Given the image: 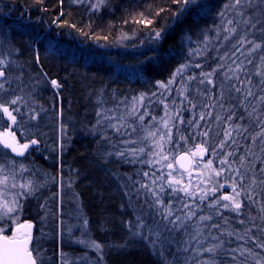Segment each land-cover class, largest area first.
Masks as SVG:
<instances>
[{
  "label": "snow or ice",
  "instance_id": "1",
  "mask_svg": "<svg viewBox=\"0 0 264 264\" xmlns=\"http://www.w3.org/2000/svg\"><path fill=\"white\" fill-rule=\"evenodd\" d=\"M105 3L94 0L91 10H99ZM208 11L206 0H166V6L154 14L148 3L139 18H133L134 23L146 27L154 25L156 18L164 20L159 28L149 30L148 43L156 47L146 60L156 59L160 45L177 29L183 60L167 82H156L157 92L99 101L91 129L93 134L103 133L98 141L107 147L103 162L115 157L121 163L147 166L134 169V176L120 174L124 196L139 207L136 220L123 223L129 228L131 241L146 242L159 257L172 256L163 264H247L249 257L259 256L245 246L247 243L264 250V238L251 232L255 227L264 233V0H226L213 24L199 28ZM189 19L192 26L186 24ZM0 36V47H4L8 37L2 28ZM175 55L170 44L160 58ZM10 56L11 52L0 55V94L16 92L9 78L15 63ZM24 75L21 72L14 78L22 84ZM51 84L61 86L55 79ZM22 99L15 95L5 101L0 96V112L13 124L18 122L17 115H27L29 120L39 115L32 108L23 112L17 106ZM156 104L163 106V116L156 114ZM6 136L11 140H0L4 148L24 156L22 149L28 144L18 147L13 133ZM194 141L198 142L193 145ZM2 159L0 219H12L16 228L11 237L2 235L0 228V264H38V249L29 247L32 225L17 223L15 214L22 209L21 201L34 196L42 185L32 179L18 182L17 177L30 169L6 153ZM217 177L224 178L225 183ZM225 184L231 193L217 196ZM256 206L257 215H252ZM225 213H233L238 219L233 221ZM234 222L241 227H231ZM88 223L84 221L85 226ZM88 243L102 261L104 245L95 240ZM255 264H264V257L257 258Z\"/></svg>",
  "mask_w": 264,
  "mask_h": 264
},
{
  "label": "trees",
  "instance_id": "2",
  "mask_svg": "<svg viewBox=\"0 0 264 264\" xmlns=\"http://www.w3.org/2000/svg\"><path fill=\"white\" fill-rule=\"evenodd\" d=\"M206 2L209 11L200 20L199 28L213 24L217 19L216 12L226 0ZM91 3H72L71 0H63V3L61 0H0V28L8 37L4 41L5 46L0 47V55L11 52L10 59L18 67L16 76L24 72L31 76L37 75L40 79V87L32 89L35 92L36 106L33 104L28 108L23 101L17 106L25 113L30 108L39 113L42 107L44 111V115L39 114L40 117L36 120H29L27 115L23 118L17 115L18 122L13 126L0 112V132L10 129L18 142L37 140L42 147L38 154L32 150L26 159L17 160L30 169L20 177L21 181L32 179L42 185L36 195L21 201L22 209L18 211V215L20 221L35 224L30 248L38 249V264H64L65 260L68 264H163L165 258L171 261L172 256L166 254V257H159L155 250L146 246V242L138 239L131 241L129 228L123 223L136 220L139 207L135 201L130 203L128 197L124 196L125 189L120 186L123 183L120 174L129 172L134 176V169H147V166L121 163L115 157L103 162V153L107 151V147L98 143L103 133L93 134L87 131L88 125L94 120L90 116L91 105L100 94L108 99L113 96L150 94L157 92V81H168L183 60L179 54L180 30L177 29L175 34L164 40L156 59L148 61L145 58L152 56L156 46L137 53L122 49L146 43L150 28L163 25L162 18H156L154 25L148 27L134 23L133 18H139V13L145 11L148 3L152 4L154 14L159 7L166 6V0H106L99 10H91ZM148 18L152 19L153 16ZM125 20L128 22L125 23ZM186 24L192 26V21L189 19ZM195 31L194 28V39ZM125 36L128 38H122ZM0 40H3V36H0ZM170 44L175 47L177 55L161 59L160 53L166 52ZM53 79L61 85L57 90L51 86ZM22 80L21 84L12 78L11 87L16 88V92L0 94L2 99L6 101L15 95L26 98L31 85L25 75ZM58 125L65 126L71 134L59 155H54L55 142L49 132ZM28 130L36 131L34 136L24 137L21 134ZM45 138L53 143L52 152L46 155L49 162L46 157L42 158L45 153ZM5 153L12 158L0 148V163H3ZM58 179L75 198L78 211L73 213V223L77 222L82 235H79L78 228H74L71 237H67L66 231L69 228L65 225L59 228L55 215L58 203L52 196L56 193ZM43 191L42 198L40 192ZM44 201L53 216L50 221L47 220V233L39 236L37 232L42 225ZM61 210L63 214L71 213L65 207ZM253 213L257 214L254 208ZM61 219L68 218L63 215ZM85 220L89 222L87 226L84 225ZM68 221L70 222L69 219ZM231 227L239 228V225L234 222ZM10 233L9 228L4 235L10 236ZM91 240L104 245L102 261L97 251L88 243ZM245 246L253 248L250 242ZM171 248L174 251L175 245ZM33 254L37 255L36 252ZM257 258L260 257L252 261V257H249L247 264H255Z\"/></svg>",
  "mask_w": 264,
  "mask_h": 264
},
{
  "label": "rangeland",
  "instance_id": "3",
  "mask_svg": "<svg viewBox=\"0 0 264 264\" xmlns=\"http://www.w3.org/2000/svg\"><path fill=\"white\" fill-rule=\"evenodd\" d=\"M86 1H91V2H93L94 0H84V2H86ZM1 14V13H0ZM146 43H142L140 46H138V47H133V48H129V49H122V51H126V52H135V53H137V52H141L142 50H144L145 48H151L152 46H155V45H152V44H149L148 43V41H145ZM108 49V48H107ZM251 67V66H250ZM10 70H12V71H10ZM9 70V78L12 80V78H14L15 76H16V74H17V72H18V67H17V65H15V64H13L12 65V67H11V69ZM251 70L253 71V72H255L256 71V69L255 68H251ZM13 75V76H12ZM25 79H27L28 80V83L31 85L30 87H29V92H28V94H27V96H26V98H24V99H22V101L24 102V104L26 105V107H28L29 108V106L30 107H32V106H34L33 104H35V97H34V91H32V89L33 88H36V87H40V79H39V77L37 76V75H32L31 76V74H25ZM179 79V78H178ZM51 86H52V84H51ZM176 87V85H173V88H175ZM52 88L54 89V90H57V88H55V87H53L52 86ZM101 100H103V101H108V97L107 96H105V95H99V96H97V100H95L94 101V103H93V105H91V109H90V116H92V118L94 119L93 121H91V125L89 124L88 126H89V129H88V131L87 132H91V133H93L92 131H91V129L93 128V125L95 124V122H96V119H97V117H96V110H97V107H98V102L99 101H101ZM21 101V102H22ZM35 106H36V104H35ZM105 106H110V105H108V104H105ZM38 107V106H37ZM41 107V106H40ZM155 112H156V114H158V115H160V116H163L164 115V112H163V106L162 105H159V104H156L155 105ZM39 114H41V115H44V111H43V108L41 107V109H40V112H39ZM53 114V113H52ZM185 115L187 116L188 114L187 113H185ZM6 118H7V116H5ZM38 117H40V115H38ZM146 120H148V119H150V117H146L145 118ZM9 120V119H8ZM59 120V119H58ZM9 123H10V125L11 126H13V123H12V121H10L9 120ZM49 124V123H48ZM97 127H99V125H97ZM5 131H7V130H5ZM5 131H2V132H0V134L1 133H3V132H5ZM8 131L9 132H11L12 133V131L10 130V129H8ZM49 131V130H48ZM22 132H24V131H22ZM36 132V131H35ZM34 131H32V130H28L27 131V133L25 132V133H21L24 137H25V135L26 136H34V133H35ZM71 132V131H70ZM70 132H68V130H66V128H65V126L64 127H62L61 125H58L57 127H55L52 131L50 130V132H49V135L50 136H52V138H54V146H55V151L56 152H54V155H59V153L61 152V150H62V148L64 147V143L67 141V140H69V138H70ZM14 135V137H15V139L17 140V138H16V135L15 134H13ZM46 135V134H45ZM18 141V140H17ZM31 141L32 140H29V143L31 144V149H30V152L32 151V150H34V152L36 153V154H38L39 152H40V150H41V144L40 143H37V144H32L31 143ZM48 141V142H47ZM24 142H26V141H24ZM24 142H19L20 144H22V143H24ZM196 142H198V141H194V142H192L193 143V145H194V143H196ZM43 143H45V153H43V156H42V158H45L46 157V155L47 154H50L51 152H52V145H53V143L51 144V140H47V138H45V140L43 141ZM67 143V142H66ZM38 148H40L39 149V151H38ZM29 152V153H30ZM29 156V154L27 155V157ZM26 157V158H27ZM25 158V159H26ZM208 159V156L206 155L205 156V158H204V162H206V160ZM46 160H47V162H49L50 161V159H48L47 157H46ZM257 164H259V161H257ZM26 166V165H25ZM214 167H218V165H213ZM27 167V166H26ZM28 168V167H27ZM28 173V172H27ZM26 173V174H27ZM193 177H194V180H193V182L195 183V181H196V179H197V177H196V174H195V172H194V174H193ZM220 183H225V180H224V178H222V177H217L216 178ZM17 181L18 182H23V180L21 181V178H20V176H18L17 177ZM56 184H57V187H56V193H54V194H52V196H54L55 197V199H56V201H57V203H58V208H57V211H56V221L58 222V225H59V228L61 227V226H66V228L68 229L67 231H66V236L67 237H69L70 235H72V233H73V231H74V228H75V230L78 228V225L76 224L77 222H74L73 223V220H75V216L73 215V213H76L78 210L76 209V207H75V198H73L72 196H71V194H69V190H68V188L64 185V184H62V181H60V179H58L57 181H56ZM224 190H227V191H225L224 192ZM231 188L230 187H228L227 186V184H225V188H223V189H220V191L219 192H217L216 193V195L217 196H220V195H226V194H230L231 193ZM223 192V193H222ZM42 195V198H43V194H44V191L43 192H40ZM35 195H36V193H35ZM40 196V197H41ZM50 197H48V199H49ZM47 199V200H48ZM46 200V201H47ZM63 207H65L66 208V210L68 209L71 213H62V210H61V208H63ZM257 208H258V206H256V207H254V210L256 209L257 210ZM43 209L45 210L44 211V216H43V218H42V225H41V227L39 228V231L37 232V235H39V236H42V235H45L46 233H47V227H48V222H47V220H49L50 221V218L53 216L52 215V213H50V211L49 210H47V208H46V204H45V201H44V203H43ZM18 213H20V212H17L16 214H15V217H16V222L17 223H19V224H21L22 223V221H20V217H19V215H18ZM49 214V215H48ZM64 215V217H67L69 220H70V222L68 221V219H64V220H62L61 219V217ZM225 215H229L230 217H232L233 218V220L235 221V220H237L238 218H236L235 217V214H233V213H225ZM252 215H257L256 213H253ZM18 216V217H17ZM217 219H219V218H217ZM245 219H247V215H245ZM259 222V220H257L256 221V223L257 224H259L258 223ZM73 223V224H72ZM238 225V224H237ZM14 227H16V224H14L13 223V221H12V219H9V218H7V217H4L3 219H0V228H2L4 231H3V233H2V235H4V233L6 232V230H8L9 228L10 229H12V228H14ZM225 227H229V225H225ZM239 227H241L240 225H239ZM243 227H251V225H244ZM79 229V228H78ZM77 232V231H76ZM79 235H82V231L79 229ZM77 232V233H78ZM251 232L252 233H255L256 235H258V236H264V233H260L259 231H258V229L257 228H255V227H252L251 228ZM57 234L59 235L60 234V232H59V229H58V232H57ZM263 234V235H262ZM71 237V236H70ZM37 238H38V236H37ZM253 248H254V252H256V253H259V257H262L263 255H264V250H261V249H258V248H255L254 246H253ZM254 258H256V257H252V261H254Z\"/></svg>",
  "mask_w": 264,
  "mask_h": 264
},
{
  "label": "water",
  "instance_id": "4",
  "mask_svg": "<svg viewBox=\"0 0 264 264\" xmlns=\"http://www.w3.org/2000/svg\"><path fill=\"white\" fill-rule=\"evenodd\" d=\"M7 133H9V131H5V132L1 133V134H0V140H3V139H9V140H11V137H7V136H6ZM15 143H16V145H17L18 147H19L20 145L28 144V148H27V149H22V150L24 151V153H25L24 156H17L15 153H13V152L11 151V149H6V148H4V146H3L2 143H0V148L3 149L4 151H7V152L9 153V155H10L12 158L16 159V160H23V159H25V158L27 157V155L29 154V152H30L31 144H30L29 142H24V143L20 144L16 139H15ZM21 224H31V225H32L30 231H31V235H32V237H33L34 230H35V224L32 223V222H28V221L22 222ZM15 228H16V227H14V228L11 229V233H10L11 235H10L9 237H11V236L13 235V231L15 230ZM32 240H33V239H32ZM32 240L29 242V247H31Z\"/></svg>",
  "mask_w": 264,
  "mask_h": 264
}]
</instances>
